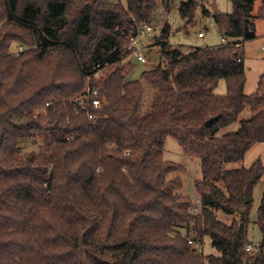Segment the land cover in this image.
<instances>
[{
  "label": "trees",
  "instance_id": "trees-1",
  "mask_svg": "<svg viewBox=\"0 0 264 264\" xmlns=\"http://www.w3.org/2000/svg\"><path fill=\"white\" fill-rule=\"evenodd\" d=\"M158 1L0 0V264H264V190L260 246L246 251L264 165L228 168L264 142V74L246 95L243 46L256 38L264 0L259 16L257 0L232 14L182 0L185 28L200 8L227 43L173 47L165 25L161 63L127 81L130 38L153 23ZM90 77L99 109L81 102ZM168 137L200 161L197 213L182 192L185 167L163 159ZM37 140L43 146L23 152ZM205 236L219 256L198 252Z\"/></svg>",
  "mask_w": 264,
  "mask_h": 264
},
{
  "label": "rangeland",
  "instance_id": "rangeland-1",
  "mask_svg": "<svg viewBox=\"0 0 264 264\" xmlns=\"http://www.w3.org/2000/svg\"><path fill=\"white\" fill-rule=\"evenodd\" d=\"M112 3H121L126 6L128 0H109ZM182 0H159L154 13V21L151 24L153 31L139 41V47L142 48L146 55L147 63H137L132 65L127 76V81H139L144 72L157 67L161 63L160 49L157 41L165 25L169 26L170 34L167 43L173 47H179L184 50L189 48L214 47L221 45L223 35L214 23L212 17L204 18L201 14V9H197L195 24L185 28L184 21L179 14V5ZM206 6L212 10V7L222 14H232L235 10V5L230 0H203ZM262 0H257L254 6L253 16H259ZM256 38L253 41L244 43L245 67H246V86L245 94L251 95L256 92L260 76L264 74V19L255 20ZM204 31L205 37L198 38V33ZM19 46V45H17ZM16 46V47H17ZM163 62V61H162ZM227 92L226 82L220 81L215 94L225 95ZM149 100L146 102L145 108L149 107ZM250 114L246 111L242 115V119H246ZM239 125L234 124L227 131L234 132ZM43 146L40 140L30 142L24 148V153H30L37 148ZM165 161L181 164L185 167V171L179 175L183 182V190L185 194L190 195L194 200V207L199 206V200L194 191L195 180L201 178L200 161L197 158L186 156L179 146L177 141L172 137H168L165 144L163 155ZM260 160L264 165V142L256 144L245 156L244 160L237 164L228 165L229 169L249 168L255 161ZM264 190V176L261 181L255 186L252 194V209L250 215V226L248 231V239L250 243H260L261 234L257 227V212L260 206L262 193ZM218 219L225 223H230L234 217L225 215L218 211L216 212ZM183 234L186 233L182 229ZM198 252L204 257L219 256L217 250L212 246V241L209 236H205L203 242L195 244Z\"/></svg>",
  "mask_w": 264,
  "mask_h": 264
},
{
  "label": "built area",
  "instance_id": "built-area-1",
  "mask_svg": "<svg viewBox=\"0 0 264 264\" xmlns=\"http://www.w3.org/2000/svg\"><path fill=\"white\" fill-rule=\"evenodd\" d=\"M153 31V27L151 25H141V27L139 28V33L137 36H133L130 38V42L129 45L127 46V50L131 52L132 54V58H135L137 60V63H142L145 64L147 63V59H146V55H144L142 48L139 47V41L146 37L149 33H151ZM205 36L204 31H201L198 33V38H203ZM222 42L224 44L227 43L226 39H223ZM24 50L23 46H17L15 49L16 54L22 52ZM264 51V48H263ZM241 60H239L240 62ZM101 77V71H98L94 74V78L95 79H100ZM92 78H88V83H87V87L85 90V94L82 97V101H90V105L91 107L95 108V109H99L101 107V101L98 98H94L91 99L92 96H96L97 95V90H92L90 87V83H91ZM90 120H94V117L92 115L89 116ZM192 213H197V209L196 207L192 208L191 210ZM190 245H193L192 241H189ZM260 246V243L257 244H252L249 243L246 246V251L247 252H251L254 251L256 249H258Z\"/></svg>",
  "mask_w": 264,
  "mask_h": 264
},
{
  "label": "water",
  "instance_id": "water-1",
  "mask_svg": "<svg viewBox=\"0 0 264 264\" xmlns=\"http://www.w3.org/2000/svg\"><path fill=\"white\" fill-rule=\"evenodd\" d=\"M235 6L237 7H241L242 3L241 0H230ZM132 63L133 65H137V60L135 58H132ZM218 120V117H213L211 119H209L206 122V126L207 127H211L213 124H215ZM250 201V197L248 195L245 196V202L248 203Z\"/></svg>",
  "mask_w": 264,
  "mask_h": 264
},
{
  "label": "crops",
  "instance_id": "crops-1",
  "mask_svg": "<svg viewBox=\"0 0 264 264\" xmlns=\"http://www.w3.org/2000/svg\"><path fill=\"white\" fill-rule=\"evenodd\" d=\"M200 32H201V31H200ZM204 37H205V36H204ZM204 37H203V38H204Z\"/></svg>",
  "mask_w": 264,
  "mask_h": 264
}]
</instances>
